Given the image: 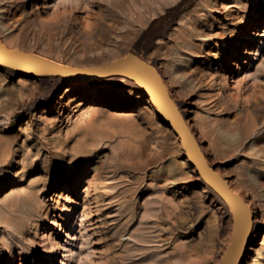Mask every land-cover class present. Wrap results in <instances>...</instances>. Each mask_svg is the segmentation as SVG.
Segmentation results:
<instances>
[{"label": "rangeland", "instance_id": "rangeland-1", "mask_svg": "<svg viewBox=\"0 0 264 264\" xmlns=\"http://www.w3.org/2000/svg\"><path fill=\"white\" fill-rule=\"evenodd\" d=\"M180 1L0 0V39L73 67L152 64L253 210L240 264H264V0H195L156 21ZM232 229L134 81L0 66V264H219Z\"/></svg>", "mask_w": 264, "mask_h": 264}, {"label": "water", "instance_id": "water-1", "mask_svg": "<svg viewBox=\"0 0 264 264\" xmlns=\"http://www.w3.org/2000/svg\"><path fill=\"white\" fill-rule=\"evenodd\" d=\"M0 66L15 72L60 76L69 83H89L110 76L126 77L134 81L146 93L167 126L179 137L190 164L231 210L233 216L231 240L219 264L241 263L251 239L253 210L246 199L233 189L227 178L209 163L202 143L171 95L164 77L152 64L129 52L125 57L104 67H73L36 53L10 48L0 39Z\"/></svg>", "mask_w": 264, "mask_h": 264}, {"label": "trees", "instance_id": "trees-1", "mask_svg": "<svg viewBox=\"0 0 264 264\" xmlns=\"http://www.w3.org/2000/svg\"><path fill=\"white\" fill-rule=\"evenodd\" d=\"M194 1L195 0H181L177 5L170 8L165 15L156 19V21H159V22L162 21V22L166 23V21H169V18L172 16V14H174L176 11H178L180 9L186 8L185 6L190 5Z\"/></svg>", "mask_w": 264, "mask_h": 264}, {"label": "bare ground", "instance_id": "bare-ground-1", "mask_svg": "<svg viewBox=\"0 0 264 264\" xmlns=\"http://www.w3.org/2000/svg\"><path fill=\"white\" fill-rule=\"evenodd\" d=\"M203 39H205V40H209V39H211V36H203L202 37ZM3 42H5L4 41V39H1ZM192 73H193V70L191 69V70H189L188 71V75L190 76V75H192ZM96 94V93H95ZM89 115H92V113L91 112H89L88 114H86V116L88 117Z\"/></svg>", "mask_w": 264, "mask_h": 264}]
</instances>
